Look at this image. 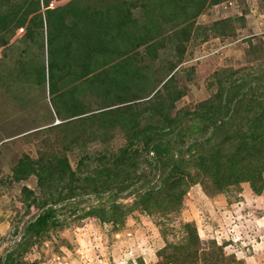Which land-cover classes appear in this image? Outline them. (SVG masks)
<instances>
[{
	"label": "trees",
	"instance_id": "obj_1",
	"mask_svg": "<svg viewBox=\"0 0 264 264\" xmlns=\"http://www.w3.org/2000/svg\"><path fill=\"white\" fill-rule=\"evenodd\" d=\"M57 1L62 0H0V48L23 28L27 37H41L43 55L46 46L49 56L52 48L60 61L48 64L49 93L61 98L57 115L67 116L63 124L51 127L58 136L65 132L60 136L64 150L45 159L25 157L14 170L16 181L37 176L43 195L38 198L24 188L23 203L27 211L32 206L41 210L25 227L23 242L0 264H18L52 228L66 225L60 221L64 211L75 214L84 204L88 210L77 219L116 225L135 211L148 216L177 212L189 189L204 180L218 194L248 183L255 195H262L264 99L254 101L264 98L262 45L248 41L252 61L259 62L255 71L219 70L211 79L217 88L213 96L195 110L176 106L186 95L175 70L187 45L199 37L208 40L209 32L222 39L236 36L231 20L210 28L196 25L221 0H70L50 9ZM174 45L177 55L174 63L166 62V75L149 73L152 66L143 65L145 57L154 61L160 49ZM38 58L31 57L22 72L34 73L30 69ZM36 69L43 75L36 83H44L46 65L41 62ZM115 130L125 138L121 148L101 152L91 171L83 170L84 161L72 168L65 152L75 146L84 149L86 140L108 138ZM129 197L131 203H119ZM185 229L191 231L187 241L197 244L195 229Z\"/></svg>",
	"mask_w": 264,
	"mask_h": 264
},
{
	"label": "rangeland",
	"instance_id": "obj_2",
	"mask_svg": "<svg viewBox=\"0 0 264 264\" xmlns=\"http://www.w3.org/2000/svg\"><path fill=\"white\" fill-rule=\"evenodd\" d=\"M12 1L17 3L19 0ZM69 1H57L59 4L53 8L51 2L49 8L56 9ZM230 2L235 7L231 8ZM218 5L221 6L207 9L196 25L210 28L219 21L231 20L236 36L222 39L209 32L208 40L199 37L187 45L181 65L175 70L178 85L186 89L185 97L176 104L177 109L195 110L197 103L213 96L217 88L211 85V79L219 70L244 68L249 73L255 71L259 62L252 61L254 53L249 52L248 41L262 45L259 55L264 56V0H221ZM23 29L16 30L9 44L0 48V106L11 110L4 115L9 124L0 123L2 260L23 242L25 227L41 210L39 206H32L27 211L23 203L24 188L33 191L38 198L43 195L37 176L30 174L16 181L14 170L25 157L45 159L48 153L64 150L60 136L63 137L65 132L58 136L51 129L61 125L55 126L56 119L63 124L67 116L57 115V112L61 115V98L50 95L48 78V64L60 59L53 56L52 48L49 56L47 46L43 55L39 45L41 37H27L26 29ZM175 55L174 45L171 49H160L154 61L146 56L142 63L152 66L149 73H164L162 77L167 73L164 70L166 62L174 63ZM37 56L39 58L30 69L34 73H23L24 66L30 67V58ZM40 61L46 65V79L38 84L36 81L43 79L36 69ZM51 85L53 88L54 81ZM263 99L258 96L254 101ZM90 102L91 99H87L85 103ZM49 112L53 116L47 119ZM102 137L104 139L97 141L86 140L84 149L75 146L65 152L74 170L80 161H84L87 167L83 170L91 171L101 152H115L125 144L124 136L117 130L108 138ZM132 200L129 197L119 203L124 206ZM88 207V204L81 205L72 215L64 211L60 221L65 220L66 225L60 229L52 228L47 236L28 249L18 264H171L169 260L177 261L176 264H264V190L257 196L248 183L218 194L211 181L204 180L189 189L177 212L158 211L148 216L135 211L119 218L116 225L104 224L92 217L77 219ZM187 225L195 229L197 244L187 241L191 234L185 229Z\"/></svg>",
	"mask_w": 264,
	"mask_h": 264
},
{
	"label": "crops",
	"instance_id": "obj_3",
	"mask_svg": "<svg viewBox=\"0 0 264 264\" xmlns=\"http://www.w3.org/2000/svg\"><path fill=\"white\" fill-rule=\"evenodd\" d=\"M219 5H217V7H218ZM1 101H3V100H1ZM3 106V105H2ZM4 109V110H3ZM6 108L4 107V108H1V106H0V123L2 122V121H4L5 123H8L7 121H6V119H5V117H4V115H5V113H7V112H9V111H11L9 108H7L8 110H5ZM17 112H19L18 110H16ZM9 124V123H8ZM7 128V127H6Z\"/></svg>",
	"mask_w": 264,
	"mask_h": 264
},
{
	"label": "built area",
	"instance_id": "obj_4",
	"mask_svg": "<svg viewBox=\"0 0 264 264\" xmlns=\"http://www.w3.org/2000/svg\"><path fill=\"white\" fill-rule=\"evenodd\" d=\"M222 5V4H221ZM221 5H219V6H221ZM228 5L231 7V8H233V7H235V4H233V3H228ZM224 8L226 9V6H224ZM58 124H61V122L59 121V120H57L56 119V121H55V125H58Z\"/></svg>",
	"mask_w": 264,
	"mask_h": 264
},
{
	"label": "clouds",
	"instance_id": "obj_5",
	"mask_svg": "<svg viewBox=\"0 0 264 264\" xmlns=\"http://www.w3.org/2000/svg\"><path fill=\"white\" fill-rule=\"evenodd\" d=\"M62 124V123H61ZM59 125V124H58ZM55 126H57V125H55Z\"/></svg>",
	"mask_w": 264,
	"mask_h": 264
}]
</instances>
